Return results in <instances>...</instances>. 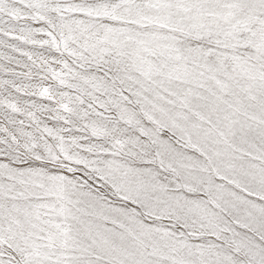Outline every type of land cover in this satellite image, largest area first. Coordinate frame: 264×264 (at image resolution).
Listing matches in <instances>:
<instances>
[{
	"label": "snow or ice",
	"instance_id": "snow-or-ice-1",
	"mask_svg": "<svg viewBox=\"0 0 264 264\" xmlns=\"http://www.w3.org/2000/svg\"><path fill=\"white\" fill-rule=\"evenodd\" d=\"M0 264H264V0H0Z\"/></svg>",
	"mask_w": 264,
	"mask_h": 264
}]
</instances>
